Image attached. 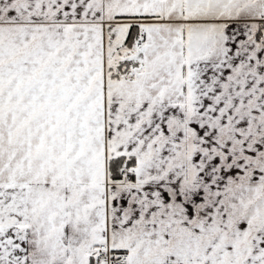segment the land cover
I'll use <instances>...</instances> for the list:
<instances>
[{"label":"snow or ice","instance_id":"6c2138e0","mask_svg":"<svg viewBox=\"0 0 264 264\" xmlns=\"http://www.w3.org/2000/svg\"><path fill=\"white\" fill-rule=\"evenodd\" d=\"M0 264H264V0H0Z\"/></svg>","mask_w":264,"mask_h":264}]
</instances>
